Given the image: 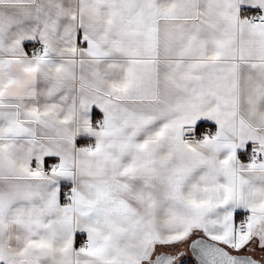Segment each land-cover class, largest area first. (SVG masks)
I'll list each match as a JSON object with an SVG mask.
<instances>
[{"label": "snow or ice", "instance_id": "1", "mask_svg": "<svg viewBox=\"0 0 264 264\" xmlns=\"http://www.w3.org/2000/svg\"><path fill=\"white\" fill-rule=\"evenodd\" d=\"M0 264H264V0H0Z\"/></svg>", "mask_w": 264, "mask_h": 264}]
</instances>
